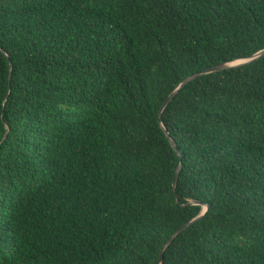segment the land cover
<instances>
[{"label": "trees", "instance_id": "trees-1", "mask_svg": "<svg viewBox=\"0 0 264 264\" xmlns=\"http://www.w3.org/2000/svg\"><path fill=\"white\" fill-rule=\"evenodd\" d=\"M263 49L264 0H0V264H264V57L166 106L181 162L158 119Z\"/></svg>", "mask_w": 264, "mask_h": 264}, {"label": "water", "instance_id": "water-1", "mask_svg": "<svg viewBox=\"0 0 264 264\" xmlns=\"http://www.w3.org/2000/svg\"><path fill=\"white\" fill-rule=\"evenodd\" d=\"M6 58L9 61V70L11 69V63L9 60V57L7 55H5ZM264 57V49L257 52L256 54L249 56L247 58H243V59H238V60H234V61H230L227 63H223V64H219L216 66H212L210 68H207L203 71H200L198 73H195L189 77H187L185 80H183L170 94L169 96L166 98V100L164 101V103L162 104L160 111H159V115H158V119H159V124L160 127L162 128L163 132L165 133L166 137L168 138L172 148L174 149V151L176 152L179 161L181 162L182 160V156L174 142V140L171 138L170 134L168 133V131L163 127L162 123H161V116L163 113V110L166 108V106L175 98V96L186 86L188 85L190 82H192L193 80H195L196 78L200 77V76H204V75H208V74H212V73H216V72H222L224 70H228V69H232V68H237L240 66H244V65H248L252 62L257 61L258 59ZM5 105V102H4ZM181 169V165L178 166L176 172L174 173L173 176V191L175 192V186H176V182H177V178H178V174L180 172ZM189 205H201L202 206V210L200 211V213L195 216L192 220L188 221L186 224H184L182 227H180L177 231H175L170 237L169 239L165 242V244L163 245V247L160 250L159 253V260L161 259L163 253L165 252V250L167 249V247L179 236V234L183 233L184 231H186L192 224H194L195 222L199 221L204 214L207 212L208 210V205L206 204H201L199 202H192Z\"/></svg>", "mask_w": 264, "mask_h": 264}]
</instances>
